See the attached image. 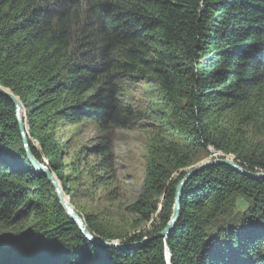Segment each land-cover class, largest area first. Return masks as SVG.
Returning <instances> with one entry per match:
<instances>
[{"label": "trees", "instance_id": "16d2710c", "mask_svg": "<svg viewBox=\"0 0 264 264\" xmlns=\"http://www.w3.org/2000/svg\"><path fill=\"white\" fill-rule=\"evenodd\" d=\"M124 79L154 82L172 121V136L151 137L135 205L152 219L150 228L123 241L131 248H90L47 191V176L32 167L15 105L0 93V231L31 219L39 240L73 241L96 264H167L166 246L170 264H264V178L226 164L188 178L174 229L154 237L200 152L211 147L248 172H264V0H0V85L20 99L31 154L61 185L67 180L53 128L59 121L133 123L139 113L119 98ZM102 145L109 154L108 142ZM236 196L250 209L234 230L217 223ZM85 221L100 239L117 237L91 215ZM41 264L78 262L68 254Z\"/></svg>", "mask_w": 264, "mask_h": 264}, {"label": "rangeland", "instance_id": "374dc122", "mask_svg": "<svg viewBox=\"0 0 264 264\" xmlns=\"http://www.w3.org/2000/svg\"><path fill=\"white\" fill-rule=\"evenodd\" d=\"M118 86L121 89L119 98L138 112L139 118L125 127H104L92 120L74 123L59 121L57 127L53 128V133L59 142L58 149L63 153L59 165L63 166L61 174L67 180V185L60 184V178L50 171L47 162L43 166L51 172L61 186L66 200L84 222L85 216L91 215L102 228L117 236L109 242L116 244L119 249H127L135 245L123 241L148 230L152 221L144 219L145 216L141 214L143 212H138L135 206L145 175L148 144L153 135L162 137L164 134H173L168 128L172 121L167 119L166 109L160 108L161 97L154 82L147 79H124ZM162 111L164 118L160 120ZM104 141L111 147L109 154L102 147ZM31 142L39 151V144L34 140ZM29 151L31 152L30 148ZM223 156L234 157L209 147L207 153L200 152L195 156L186 170ZM34 159L36 160L35 157ZM49 184L51 187L47 191L55 193L50 181ZM49 202L46 200L43 205L47 207ZM60 207L70 219L61 203ZM249 209L250 202L236 196L232 206L227 207L222 215L223 221L217 224L222 223L223 227L233 226L234 230L240 229L246 222L241 220L246 217ZM47 212L49 214L46 217L54 215L49 208ZM22 223L0 231V264H41L68 254L76 255L78 264H96L94 256L85 253L73 241L65 238L56 241L39 240L41 232L33 224V220ZM34 243L40 245L36 246ZM87 243L90 248L104 246L91 241Z\"/></svg>", "mask_w": 264, "mask_h": 264}, {"label": "water", "instance_id": "95a60500", "mask_svg": "<svg viewBox=\"0 0 264 264\" xmlns=\"http://www.w3.org/2000/svg\"><path fill=\"white\" fill-rule=\"evenodd\" d=\"M0 93L8 96L14 103L15 108H16V121H17V125L20 131V135L22 138V144L23 147L28 155V158L31 162L32 167H34V169L38 172V173H44L48 180L52 183V186L55 189V193H56V197L58 198L59 202L61 203V205L64 207V209L66 210L68 216L70 217L71 221L73 223L76 224L77 228L79 229L80 233L84 236V238H86L88 241H91L92 243H98V244H102L104 246H108V247H115L117 248L116 244H113L112 242L109 241H104L102 239H100L99 237L95 236L94 234H92L86 227V225H82V220L80 218V216L75 212V210L71 207V205L68 203V201L64 198V193L62 191V189L60 188L61 186L55 181L53 175L51 174V172L47 171L43 164H41L40 162H38L37 160L34 159V156H32L31 152L29 151V141H28V136H29V132H28V124H27V119H26V110L24 109L20 99L15 96L9 89L4 88L0 85ZM226 164L229 165L230 167H232L234 170H236L237 172L244 174L246 176L249 177H253V178H264V172H248L244 169H242L233 159V157H227V156H223L220 158H214V160H208L205 161L203 163H201L199 166L191 169L190 171H188L186 173V175L183 177V179L178 183L177 187H176V191H175V197H174V206H173V210H172V214L170 216V219L168 221V223L166 224V226L160 230L154 237H163L166 238V236H168V234L174 229L178 219H179V215H180V199H181V195H182V188L185 184V182L188 180V178L200 171L202 168L209 166V165H214V164ZM121 247V246H119ZM165 259L167 264H170V260H171V255H170V251L168 249V247H165Z\"/></svg>", "mask_w": 264, "mask_h": 264}, {"label": "bare ground", "instance_id": "6f19581e", "mask_svg": "<svg viewBox=\"0 0 264 264\" xmlns=\"http://www.w3.org/2000/svg\"><path fill=\"white\" fill-rule=\"evenodd\" d=\"M64 195V194H63ZM66 196L64 195V198H65ZM66 199V198H65ZM76 212V211H75ZM78 214V213H77ZM79 216H80V214H78ZM81 217V216H80ZM82 220V219H81ZM82 225H84L85 226V222L82 220Z\"/></svg>", "mask_w": 264, "mask_h": 264}]
</instances>
